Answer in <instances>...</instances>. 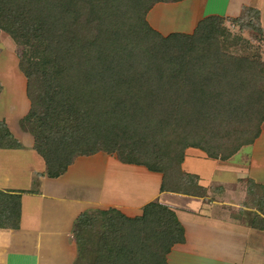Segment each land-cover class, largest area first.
<instances>
[{"label": "trees", "instance_id": "obj_1", "mask_svg": "<svg viewBox=\"0 0 264 264\" xmlns=\"http://www.w3.org/2000/svg\"><path fill=\"white\" fill-rule=\"evenodd\" d=\"M159 1L177 0H0V30L27 48L19 63L34 95L20 124L49 177L74 156L104 151L162 173L161 191L204 196L197 177L180 168L185 148L226 159L257 135L264 61L259 50L257 59L230 53L221 36L225 21L247 12L259 20V10L243 6L236 18L207 16L192 33L163 36L145 19ZM0 147H19L1 119ZM20 194L0 190V228L18 227ZM103 214L101 246L89 264H169L165 253L184 241L163 204L149 202L135 217Z\"/></svg>", "mask_w": 264, "mask_h": 264}, {"label": "crops", "instance_id": "obj_2", "mask_svg": "<svg viewBox=\"0 0 264 264\" xmlns=\"http://www.w3.org/2000/svg\"><path fill=\"white\" fill-rule=\"evenodd\" d=\"M243 6L258 9L264 23V0L159 1L145 19L163 36L192 33L201 19L236 18ZM0 34L9 44L11 37L1 30ZM260 53L264 61V48ZM13 79L18 83L14 89L7 88L11 97L5 105L0 102V119L19 147H0V190L21 192L20 211L17 228H0V264H88L86 249L92 243L85 244L84 254L76 232L81 214L101 215L116 209L135 217L152 201L170 208L184 229V241L164 255L169 264H264V231L248 225L244 203L246 178L264 187V120L254 143L241 146L226 159L209 157L196 147L185 148L180 168L197 177L204 196L161 191L162 173L122 162L104 151L74 156L64 172L49 177L33 147V136L18 126L30 107L23 97L26 77L15 72ZM6 115L15 118L14 129ZM95 237L93 245L99 249L101 232Z\"/></svg>", "mask_w": 264, "mask_h": 264}, {"label": "rangeland", "instance_id": "obj_3", "mask_svg": "<svg viewBox=\"0 0 264 264\" xmlns=\"http://www.w3.org/2000/svg\"><path fill=\"white\" fill-rule=\"evenodd\" d=\"M247 13H248L247 19L244 18L243 20H240V22H236L237 24L232 21L224 22L227 31L223 36H221V45L223 48H225L227 51H229L234 55L250 56L253 57L254 59H257L256 58V56L258 55L257 50L261 52V50L264 48V23L262 22L261 18L259 20L255 19L253 13L251 12H247ZM2 35L0 34V92L3 93L2 91L4 89L5 95L3 99L0 98V102L2 101L1 103L4 104L3 102L6 103L9 97H11L9 94L10 90L7 88L14 89L16 88L15 83L16 84L18 83L16 82V79H13L15 72L23 73V70L21 69L19 63V56L25 57L26 54L25 51L27 50V48L18 46L15 43L13 44L11 39H9L10 40L9 44H7L6 42L8 41ZM23 66L25 69L26 66L25 62L23 63ZM4 82H5V87L3 86ZM7 83H9L10 86L7 87ZM1 93L0 96L2 95ZM30 94H32L31 96L34 95L33 90H28V92L23 94V97H25L27 101H29V104H30ZM2 110H3V106H2ZM0 112H1L0 113V117H1L3 116L2 115L3 111L0 110ZM20 120L21 119L18 120V126L25 132L29 133L26 129L22 127V125L20 124ZM263 120H264V114L262 121ZM6 121L14 129L15 118L12 119L6 115ZM262 121L260 123L259 131L257 135L253 138L250 144L254 143V140L258 136ZM252 126L255 125L253 124ZM253 129H254L253 127H250V129L245 132L244 137L248 138L247 136L251 135ZM250 144H246V145H250ZM110 154L117 157L115 153H110ZM168 172H170V170ZM168 175H170V173ZM177 175L179 174L177 173ZM186 178L189 179L188 177ZM253 182L254 181L251 178H246L245 189H247L248 193L246 192L247 198L244 199V202H246L245 204L248 207L247 210V213H249L248 225H250L251 227L254 226L263 227L264 226V187L258 184L255 186ZM232 189H230V193ZM199 191L202 192V190L199 189H194V190L192 189L193 193H197ZM104 216L105 214L103 213L101 215L95 213L92 216L91 215L85 216L81 218L78 224V228L76 229L79 245L81 246V248L83 247L82 250L84 254L86 253L87 250L86 255L88 256V258L86 259V261L88 264L92 263V261H94L95 257L97 256L99 249L95 248L93 243L97 239V237L95 236L96 235L98 236V232H103L105 230V226L103 225ZM87 243H92L91 248L86 249L85 244Z\"/></svg>", "mask_w": 264, "mask_h": 264}]
</instances>
